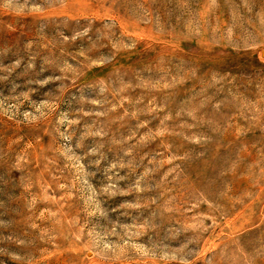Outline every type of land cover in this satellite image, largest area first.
<instances>
[{"label": "rangeland", "instance_id": "obj_1", "mask_svg": "<svg viewBox=\"0 0 264 264\" xmlns=\"http://www.w3.org/2000/svg\"><path fill=\"white\" fill-rule=\"evenodd\" d=\"M0 264H264V0H0Z\"/></svg>", "mask_w": 264, "mask_h": 264}]
</instances>
